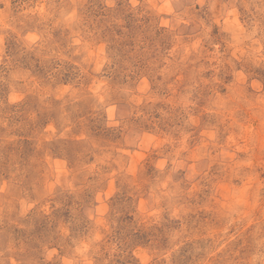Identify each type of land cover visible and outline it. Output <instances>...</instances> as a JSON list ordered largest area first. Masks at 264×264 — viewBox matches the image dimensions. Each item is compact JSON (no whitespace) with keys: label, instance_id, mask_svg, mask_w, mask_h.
Returning <instances> with one entry per match:
<instances>
[{"label":"rangeland","instance_id":"obj_1","mask_svg":"<svg viewBox=\"0 0 264 264\" xmlns=\"http://www.w3.org/2000/svg\"><path fill=\"white\" fill-rule=\"evenodd\" d=\"M0 264H264V0H0Z\"/></svg>","mask_w":264,"mask_h":264}]
</instances>
